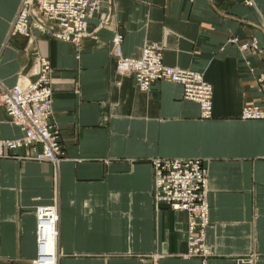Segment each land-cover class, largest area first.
<instances>
[{
	"label": "crops",
	"instance_id": "0c3cea01",
	"mask_svg": "<svg viewBox=\"0 0 264 264\" xmlns=\"http://www.w3.org/2000/svg\"><path fill=\"white\" fill-rule=\"evenodd\" d=\"M17 1L0 0V88L36 51L49 58L64 154L58 166L21 157L23 147L0 156V264L35 260L37 204L56 206L57 264H264V119L241 117L243 104H264V0H101L78 43L33 25L29 36L8 34ZM115 31L126 55L156 42L164 63L200 71L212 115L201 117L180 84L143 90L119 71ZM252 40L258 48L239 47ZM21 134L0 106V138ZM155 157L206 167L207 257L187 255L186 213L155 204Z\"/></svg>",
	"mask_w": 264,
	"mask_h": 264
},
{
	"label": "built area",
	"instance_id": "2783aa9c",
	"mask_svg": "<svg viewBox=\"0 0 264 264\" xmlns=\"http://www.w3.org/2000/svg\"><path fill=\"white\" fill-rule=\"evenodd\" d=\"M100 3L101 0H21L8 34L29 36L30 26L33 25L53 37L78 43L88 33L87 19L99 8ZM100 18L104 22L109 15L101 12ZM122 40L123 34L115 31L112 52L116 57V68L131 73L139 88L147 90L159 79L173 81L181 85L183 98L198 102L201 117L212 115V85L200 71L164 63L161 46L156 42L143 44L137 55H126L122 51ZM237 40L236 36L230 38L231 42ZM239 47L258 48L254 40L242 42ZM51 68L49 58L36 51L28 70L20 72L12 85L0 88V106L5 109L10 121L22 129L20 136L0 138V156L23 147L25 151L20 154L23 158L47 160L54 166L60 164L64 150L59 142V128L50 120L53 101ZM257 80L264 98V72ZM241 117L264 119V104H243ZM152 164L155 204L166 203L171 209L186 213L187 255L207 257L209 247L205 243V230L209 224L208 178L202 160L198 157H155ZM35 215L37 251L34 261L47 264L49 260V264H57L56 206L37 204ZM49 221L54 224L46 227Z\"/></svg>",
	"mask_w": 264,
	"mask_h": 264
},
{
	"label": "rangeland",
	"instance_id": "374dc122",
	"mask_svg": "<svg viewBox=\"0 0 264 264\" xmlns=\"http://www.w3.org/2000/svg\"><path fill=\"white\" fill-rule=\"evenodd\" d=\"M18 1H19V3H20V0H18ZM18 1H17V4H18V5H16V7H17V6H19V3H18ZM0 3H1V2H0ZM15 9H16V8H15ZM2 15H3V14H2ZM5 21H6V20H5ZM5 21H4V22H5ZM256 44H257V43H256ZM258 90H259V88H258ZM259 91H260V90H259ZM24 151H25V150H24ZM32 262H33V261H32ZM48 262H49V261H48ZM33 264H37V262H36V261H34V263H33Z\"/></svg>",
	"mask_w": 264,
	"mask_h": 264
}]
</instances>
